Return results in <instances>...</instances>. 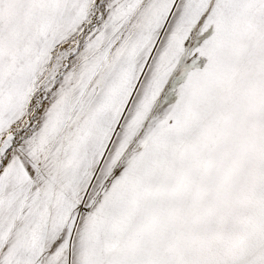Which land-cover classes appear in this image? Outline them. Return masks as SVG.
Instances as JSON below:
<instances>
[{
    "label": "snow or ice",
    "instance_id": "obj_1",
    "mask_svg": "<svg viewBox=\"0 0 264 264\" xmlns=\"http://www.w3.org/2000/svg\"><path fill=\"white\" fill-rule=\"evenodd\" d=\"M0 264H264V0H0Z\"/></svg>",
    "mask_w": 264,
    "mask_h": 264
}]
</instances>
